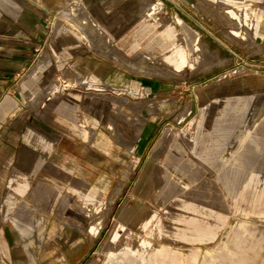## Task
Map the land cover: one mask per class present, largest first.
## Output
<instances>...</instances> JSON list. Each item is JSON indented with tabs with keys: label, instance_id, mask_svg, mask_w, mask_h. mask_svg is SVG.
<instances>
[{
	"label": "rangeland",
	"instance_id": "rangeland-1",
	"mask_svg": "<svg viewBox=\"0 0 264 264\" xmlns=\"http://www.w3.org/2000/svg\"><path fill=\"white\" fill-rule=\"evenodd\" d=\"M4 224L0 264H264V0H0Z\"/></svg>",
	"mask_w": 264,
	"mask_h": 264
},
{
	"label": "crops",
	"instance_id": "crops-1",
	"mask_svg": "<svg viewBox=\"0 0 264 264\" xmlns=\"http://www.w3.org/2000/svg\"><path fill=\"white\" fill-rule=\"evenodd\" d=\"M27 188V182L25 180H16L14 182V177L10 179V189L12 195L22 194ZM27 202V201H26ZM13 222L20 228L23 229L22 223L24 220L18 216L16 219L13 217ZM20 233L13 226H6L5 224L0 226V241L3 246L7 249H14L19 246Z\"/></svg>",
	"mask_w": 264,
	"mask_h": 264
},
{
	"label": "bare ground",
	"instance_id": "bare-ground-1",
	"mask_svg": "<svg viewBox=\"0 0 264 264\" xmlns=\"http://www.w3.org/2000/svg\"><path fill=\"white\" fill-rule=\"evenodd\" d=\"M85 25V24H84ZM184 28H185V31H186V36L188 37V38H190L191 37V35L193 34V32L190 30V29H188V27H186V26H184ZM51 83V82H50ZM50 85V84H49Z\"/></svg>",
	"mask_w": 264,
	"mask_h": 264
}]
</instances>
